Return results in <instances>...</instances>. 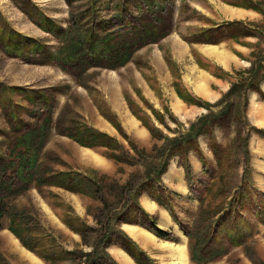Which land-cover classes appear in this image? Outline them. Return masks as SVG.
I'll return each mask as SVG.
<instances>
[{
	"label": "rangeland",
	"instance_id": "374dc122",
	"mask_svg": "<svg viewBox=\"0 0 264 264\" xmlns=\"http://www.w3.org/2000/svg\"><path fill=\"white\" fill-rule=\"evenodd\" d=\"M197 1L0 0V191L21 193L0 221V264H118L112 246L137 264H184L148 230L161 214L189 264H264V0L246 22H221L210 0L201 12ZM72 25L112 47L119 37L139 42L124 67L90 68L81 85L48 63ZM34 159L24 189L9 166ZM16 209L14 227L32 250L6 228ZM124 224L161 240L148 251L162 263Z\"/></svg>",
	"mask_w": 264,
	"mask_h": 264
},
{
	"label": "trees",
	"instance_id": "16d2710c",
	"mask_svg": "<svg viewBox=\"0 0 264 264\" xmlns=\"http://www.w3.org/2000/svg\"><path fill=\"white\" fill-rule=\"evenodd\" d=\"M148 33V32H147ZM153 34V32H150ZM149 34L146 41L148 43H155L157 40L153 38V36ZM147 35V34H146ZM58 38H61L62 40V48L59 49V51L51 52L49 54L48 63L58 66L62 71L72 75L76 78V80L82 85L84 80V74L93 67H97L100 65L101 67H106L110 69H118L121 67H124L130 60V58L133 56V53L135 49L137 48L136 45H138L139 40H134L133 42L125 43V41H120L122 37L117 38L118 43L112 42L113 47L109 46L106 43L100 42L102 40H97L98 36L94 34V30H87L85 32H81L78 28H76L75 25H72V27L66 31H63L60 35H58ZM122 42V43H120ZM117 44V45H116ZM140 44V43H139ZM121 45V46H120ZM99 46H109V48L100 49ZM45 129L42 130V132ZM39 132V131H38ZM32 134V133H31ZM28 135L32 138L34 135ZM101 137H105V135H101ZM77 143H79L83 147L87 148H93L95 147V144H89L87 142H84L82 139H74ZM95 139V138H94ZM33 141V140H31ZM107 146L101 145L102 147L106 148H112L110 145L106 143ZM30 150V151H29ZM39 150L36 149V152ZM31 153V149L29 148L28 151L24 154ZM113 159H116L113 157ZM29 160V159H28ZM24 163H20L18 166L15 162L12 163V166H9L12 171L18 169L21 170L20 176L21 180L23 182L24 189L28 188L31 185V180H29L27 177L23 175L22 171H28L29 168L33 169L36 165V160L34 159L31 165H28L25 160H23ZM17 171V170H16ZM36 171V170H35ZM3 176L0 178V180H5ZM43 178L37 182L39 186H41L40 182ZM43 182V181H42ZM90 184H94L92 181ZM10 187H13V183L8 184ZM43 185V184H42ZM39 188V187H37ZM59 188H65V186H59ZM13 190H1L0 191V221L5 218L6 215L9 214V205L8 201L15 197L19 196V194H13ZM70 192H76L74 189L69 190ZM18 211H14L10 214V217L12 218V224L9 227V230L15 234L18 238L21 239L22 244L32 250L24 238H22L21 233L19 232V229L21 228H15L14 227V214H17ZM23 211H19L18 213L21 214ZM22 215V214H21ZM21 217V216H20ZM2 228V227H1ZM0 228V229H1ZM150 232H152L154 235H156L158 238L163 240H169L170 237L167 232L164 230H161L158 227L148 229ZM93 257V256H92ZM92 264H97L96 260H92Z\"/></svg>",
	"mask_w": 264,
	"mask_h": 264
},
{
	"label": "crops",
	"instance_id": "0c3cea01",
	"mask_svg": "<svg viewBox=\"0 0 264 264\" xmlns=\"http://www.w3.org/2000/svg\"><path fill=\"white\" fill-rule=\"evenodd\" d=\"M203 1L204 0H198L197 2L193 3L196 11L201 12V11L204 10V6L202 4ZM254 1H256V0H210V3L212 4V6H214V9H216L215 11H217L219 13V15L222 17L221 18V22L226 21V20L231 21V22H240V21L244 20V22H246V21H249V18L251 19L253 17L258 16L257 12L253 8V4L252 3ZM223 7L227 8L226 12H227V14L230 15V17H232L231 19H228L224 14L221 13V9ZM235 13H242V16L239 17V15L235 14ZM225 24L229 25V23H225ZM225 24H221V25L223 27H225ZM184 42H186V41H184ZM192 44L195 45V44H198V43H192ZM186 45L189 46V43L186 42ZM220 45H223V43H221ZM225 45H228V44H225ZM195 46H198V45H195ZM204 46H206V45H204ZM195 65L196 66H200V62L199 63H198V61L195 62ZM204 72L213 79L212 81L214 82L215 85H217L216 83H220V85H223L222 79L219 78V75L215 74L210 69L208 71L204 70ZM211 85H213V83ZM213 92H215V91H213ZM175 95L177 97L178 94L175 93ZM218 96L219 95H217V97H214V98L217 99ZM177 99L180 100L182 103H184L186 108L189 107V105L186 103V102H190L189 100L185 101V100L181 99L179 96L177 97ZM173 101H174V98H173ZM53 187H55V186H53ZM56 188H59V187H56ZM59 190L64 192V193L68 192L66 190L64 191V189H62V188H60ZM76 194L70 193V195H73L75 200L80 201L81 197H77ZM144 203L145 204H141V205L142 206L144 205L143 208L146 209L147 213L150 216H153V214H158V212H157L158 211L157 210L158 206H157V204L155 202L149 201L148 199H145ZM16 211H20V210L16 209ZM161 215L164 218L163 219L164 223L163 224H159V227L161 229H164V230L165 229H169L170 228L169 216H167L166 214H165V216H163V214H161ZM12 222L13 221L10 218V225L9 226H11ZM64 224H66V226L71 228L70 227L71 226L70 223L68 224V222H64ZM128 227H132V228H128ZM6 228L8 229L9 227H6ZM6 228H4V229L6 230ZM121 229L130 238V240H131V242H133V244H137V246L139 247V251L140 252H145L146 254L150 255L155 260L156 263H162V261L160 260L162 257H161V254L159 253V250H158V252H155V253L152 252V251H148L150 248L155 250L153 245H157V246L161 245L160 243H161L162 239L161 240H158V239H155V238L151 239L150 238L151 235L145 231L146 229H144V228H142V227H140L138 225H135V224H124ZM71 230H73V229L71 228ZM10 236H12V237L14 236V238H17L12 233L10 234ZM74 236L76 237L75 238L76 240L79 239V237H80V236H78V234H75V233H74ZM137 239L138 240H142L146 244H147V242L153 243V244H148L146 247H143V245L140 244V242ZM24 240H25V238H24ZM163 241H165V240H163ZM168 242L175 244V247H174L175 249L170 248V250H172L174 252L173 253V258L175 259V261H177V247L178 246L184 247L185 245H178L180 243H174V242H171V241H168ZM171 247H173V246H171ZM185 249H186V253H187V257H188V264H189V262H190L189 257L190 256L188 254L187 244L185 246ZM26 252H28V251H26ZM28 253H30V252H28ZM108 253H110L112 255V257L115 259V261L118 264H125V263H127V264H137L135 262V260H134V257L132 255H130L125 249H123L121 247L112 246V247H110L108 249ZM35 258L41 264L43 263L40 260V258H38V257H35Z\"/></svg>",
	"mask_w": 264,
	"mask_h": 264
},
{
	"label": "bare ground",
	"instance_id": "6f19581e",
	"mask_svg": "<svg viewBox=\"0 0 264 264\" xmlns=\"http://www.w3.org/2000/svg\"><path fill=\"white\" fill-rule=\"evenodd\" d=\"M200 89H203L202 87ZM177 255L180 257L181 261L184 264H188V257H187V253L185 251V248L183 247H177Z\"/></svg>",
	"mask_w": 264,
	"mask_h": 264
}]
</instances>
